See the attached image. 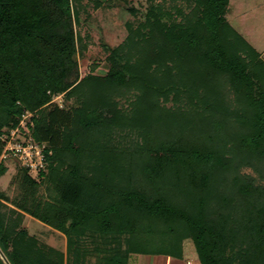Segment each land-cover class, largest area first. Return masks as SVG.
Returning <instances> with one entry per match:
<instances>
[{"label": "trees", "instance_id": "trees-1", "mask_svg": "<svg viewBox=\"0 0 264 264\" xmlns=\"http://www.w3.org/2000/svg\"><path fill=\"white\" fill-rule=\"evenodd\" d=\"M230 1L195 0L186 23L170 27L151 9L149 35L146 24L143 32L129 27L127 43L108 50L109 70L80 80L72 0H0V133L25 111L43 112L32 121L35 141L52 151L45 178L67 166L68 177L88 179L85 194L75 189L37 204L38 213L24 209L64 234L68 253L74 236L95 232L106 243L129 236L128 255L107 264H126L130 254L183 260L188 240L202 264H234L233 254L237 264H264V187L230 170L247 156L264 175V63L228 23ZM78 89L76 111L46 110ZM131 92L139 109L127 117L117 102ZM173 93L175 107L161 108L159 99ZM129 135L142 143L127 146ZM227 147L240 154L236 162L225 157ZM3 199L0 250L8 262L65 264Z\"/></svg>", "mask_w": 264, "mask_h": 264}, {"label": "rangeland", "instance_id": "rangeland-1", "mask_svg": "<svg viewBox=\"0 0 264 264\" xmlns=\"http://www.w3.org/2000/svg\"><path fill=\"white\" fill-rule=\"evenodd\" d=\"M72 6H74V12L77 13V15L75 14L76 20H73L78 48L77 75L82 80L90 75H103L109 70L107 58L110 53L108 50H116L127 43L131 35L129 27H132L133 31L142 30L146 24L149 27L143 28L145 29L144 33L149 35L150 25L151 28L155 27L154 17L148 16L151 9L156 10L158 15L162 13L165 16L167 27H170L172 26L171 21L174 20L186 23L194 11L196 3L195 0H72ZM226 19L248 45L258 53L257 60L264 63V0H231ZM247 61L250 63L251 60ZM122 64L125 65L124 60H122ZM76 77L75 71L69 80L74 81ZM81 90L85 91V88ZM85 93L87 92H83V95ZM133 95L134 92L128 93L126 95L128 98H120L117 102L119 111L127 117L131 116L134 110L139 109L135 107L136 99ZM174 95L175 93L170 96L168 102H165L164 98H160L161 108L164 107L166 110L174 108ZM81 96L82 93L79 89L68 100L64 98V95L55 96L46 110L54 109L59 105L62 109L76 111L83 106V97ZM230 99L231 103H234L235 96L231 95ZM42 114L43 112H38L34 113V116L31 115L40 117ZM3 115L0 111V121ZM115 137L116 141H120L125 135L123 133L119 135L118 132ZM125 141L128 146L129 143H142L143 140L140 136L129 135ZM57 143V147H60L61 141L59 140ZM1 147L3 149L0 143ZM224 155L234 162L240 156L231 147L225 149ZM1 156L2 153L0 155V197L5 198L3 199L4 203L7 201L9 207L19 212L22 211L21 213L25 215L23 229L30 236L37 237L39 243L45 247V251L48 253L49 250L59 253L64 251L65 264H107L106 260L116 254L128 255L130 251L129 236H122L120 241L109 239V242L106 243L107 238L95 232L88 233L81 238L74 236L72 250L68 253V238L64 234L24 212V209H27L38 213L37 204L55 201L56 198H61L67 193L71 195L75 189H80L83 194L87 193L89 189L86 184L88 183L87 178L68 177L67 166L56 170L54 176L52 175L49 180H47L48 177L41 179L30 174L24 176V169L18 163L3 161ZM246 157L241 156L242 162L231 163L230 170L241 177L253 178L258 184L257 186L263 188L264 175L254 169L252 165H247L249 158ZM2 165L6 167V171L1 175V170L4 168ZM180 198L185 200L193 197L180 196ZM107 202L106 204L109 203ZM183 246L185 249L183 262L185 264L187 262H189L188 264H202L193 241L188 240ZM65 247L66 250H64ZM129 256L128 261L139 259L143 264L148 263L147 255L130 254ZM232 259L234 264H237L236 254H233Z\"/></svg>", "mask_w": 264, "mask_h": 264}, {"label": "built area", "instance_id": "built-area-1", "mask_svg": "<svg viewBox=\"0 0 264 264\" xmlns=\"http://www.w3.org/2000/svg\"><path fill=\"white\" fill-rule=\"evenodd\" d=\"M34 113L25 111L20 122L0 133L3 146L2 160L16 162L22 169L36 178L44 179L49 173V157L52 151L46 142H37L33 137Z\"/></svg>", "mask_w": 264, "mask_h": 264}, {"label": "crops", "instance_id": "crops-1", "mask_svg": "<svg viewBox=\"0 0 264 264\" xmlns=\"http://www.w3.org/2000/svg\"><path fill=\"white\" fill-rule=\"evenodd\" d=\"M40 223V222H39ZM59 232V231H58ZM60 233V232H59ZM37 238V237H36ZM67 247V246H66ZM66 247L64 250H66ZM64 253V251H61ZM140 256V255H139ZM147 264H185L183 262V260H178V259H174V258H170V257H166V256H158V255H147ZM189 262H187L186 264H188ZM126 264H143L142 261L140 262L139 259H137L136 261H134V259H132V261H127Z\"/></svg>", "mask_w": 264, "mask_h": 264}, {"label": "water", "instance_id": "water-1", "mask_svg": "<svg viewBox=\"0 0 264 264\" xmlns=\"http://www.w3.org/2000/svg\"><path fill=\"white\" fill-rule=\"evenodd\" d=\"M0 256H1V258L4 260V262H5L6 264H10V263L8 262V260L6 259V257L4 256V254L1 252V250H0Z\"/></svg>", "mask_w": 264, "mask_h": 264}]
</instances>
